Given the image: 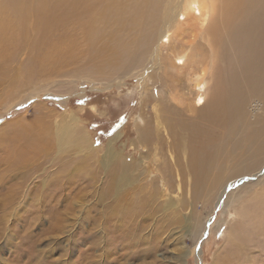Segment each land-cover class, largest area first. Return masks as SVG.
Instances as JSON below:
<instances>
[{
    "label": "bare ground",
    "instance_id": "bare-ground-1",
    "mask_svg": "<svg viewBox=\"0 0 264 264\" xmlns=\"http://www.w3.org/2000/svg\"><path fill=\"white\" fill-rule=\"evenodd\" d=\"M72 29L79 35L82 32L92 76L116 71L122 80L147 78L141 82V91L147 97L144 101L153 104L149 106L151 116L139 122L141 126L134 125L131 156L121 149L117 136L107 140L101 153L96 152L100 146L85 141V134L65 144L72 132L79 133L80 112L62 118L65 124L60 128L57 125V152L70 150L72 145L85 157H94L105 171L108 188L146 181L155 186L149 191L142 184L141 199L124 202L119 215L118 202H111L110 219L116 220L111 229L123 234L133 226L140 233L144 215L159 212L153 227L156 243L168 224L163 213L170 211L177 217L185 209L183 202L179 204L183 188L193 186L195 197L201 191L209 194L222 188L217 197L222 199L228 184L244 185L245 177L261 173L255 170L264 161V125L251 128L249 122H261L251 114L264 102V0H0V83L7 77L5 68L23 53L28 60L16 66L14 75L30 77L43 64L57 65L62 55L70 54L68 30ZM181 79L190 87L188 94L178 89ZM189 97L191 103H186ZM37 139L28 140L25 152L29 159L23 160L24 165L34 163L40 154L37 148L42 140ZM138 155L142 156L137 161ZM249 182L264 187V176ZM6 184L0 182L1 191ZM146 190L151 194L148 199ZM59 191L53 195L59 196ZM171 194L174 198L168 196L169 201L165 195ZM18 195V187L8 190L0 198V210L11 207ZM52 201L50 194L43 203ZM150 201L160 206L144 208ZM258 208L262 212L252 217V227L254 238L262 236L263 242L257 240L262 245L264 204ZM134 214L139 226L129 225ZM254 238L239 232L231 239L233 248L225 262L256 263L258 259L248 255L260 248Z\"/></svg>",
    "mask_w": 264,
    "mask_h": 264
},
{
    "label": "rangeland",
    "instance_id": "rangeland-1",
    "mask_svg": "<svg viewBox=\"0 0 264 264\" xmlns=\"http://www.w3.org/2000/svg\"><path fill=\"white\" fill-rule=\"evenodd\" d=\"M79 33L68 30L70 54L62 55L57 65L43 64L30 77L14 75V69L28 60L23 53L13 67L5 68L7 77L0 83V140L3 139L0 141V182L7 183V188L0 189V198L15 187L19 195L11 207L0 210V264H227L225 256L233 248L231 239L239 232L254 238L252 217L262 212L258 207L264 204V187L253 186L249 181L264 176V161L255 170L258 173L261 169V173L245 177L244 185L228 184L222 199H217L222 188L209 194L201 191L195 197L193 186L182 187L185 193L179 198V204L183 202L185 209L177 217L170 211L163 213L168 224L165 223L166 232L156 243L153 227L160 219L159 212L144 215L146 220L140 225L143 227L140 233L139 227L133 226L123 234L111 229L116 221L110 219L109 211L114 207L111 202H118L119 215L124 202L137 203L141 199L142 184L149 191L155 186L146 181L136 186L116 189L113 184L108 188L105 171L94 157H85L72 145L70 150L57 152V130L65 124L62 118L80 112L76 122L79 133L72 132L65 144L74 140V136L85 134V141L100 146L96 152L101 153L107 140L117 136L121 149L131 156L129 145L136 137L134 131L141 126L139 122L146 121L148 114L151 116L153 104L144 101L147 97L141 91V82L147 78L139 81L135 76L122 80L116 71H107L102 77L92 76L86 44L82 41V32ZM89 76L93 81L88 82ZM178 89L184 94L190 92L183 79ZM190 97L186 103H191ZM260 109L251 115L261 122H249L251 128L264 125L262 100ZM34 138L43 141L37 148L40 154L34 163L26 161L24 165L23 160L29 159L26 144ZM6 164L11 167L8 169ZM32 167H36L34 172ZM245 186L251 188L246 191ZM58 189L59 196L53 195ZM50 194L53 201L43 203ZM150 195V192L146 194V199ZM168 196L174 198L173 194L165 195L169 201L172 198ZM157 201L147 202L144 208L160 206ZM136 219L134 214L129 225L139 226ZM175 220L178 225L172 224ZM254 240L263 242L262 236ZM258 247L248 255L258 259L254 264H264V244L259 243Z\"/></svg>",
    "mask_w": 264,
    "mask_h": 264
}]
</instances>
